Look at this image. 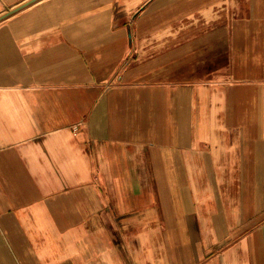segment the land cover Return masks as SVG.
Segmentation results:
<instances>
[{"label":"crops","instance_id":"0c3cea01","mask_svg":"<svg viewBox=\"0 0 264 264\" xmlns=\"http://www.w3.org/2000/svg\"><path fill=\"white\" fill-rule=\"evenodd\" d=\"M0 264H264V0H0Z\"/></svg>","mask_w":264,"mask_h":264},{"label":"water","instance_id":"95a60500","mask_svg":"<svg viewBox=\"0 0 264 264\" xmlns=\"http://www.w3.org/2000/svg\"><path fill=\"white\" fill-rule=\"evenodd\" d=\"M17 9H19V8H16V9H14V10H11V11H9L8 13H6L5 15L10 14V13H12L13 11H16Z\"/></svg>","mask_w":264,"mask_h":264}]
</instances>
